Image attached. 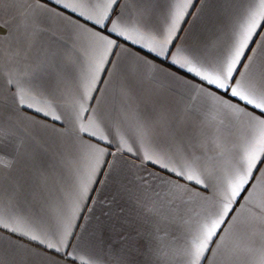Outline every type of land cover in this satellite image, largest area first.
Returning a JSON list of instances; mask_svg holds the SVG:
<instances>
[{
  "label": "snow or ice",
  "instance_id": "snow-or-ice-1",
  "mask_svg": "<svg viewBox=\"0 0 264 264\" xmlns=\"http://www.w3.org/2000/svg\"><path fill=\"white\" fill-rule=\"evenodd\" d=\"M142 2L0 0V264H129L77 231L124 172L146 264H264V0L197 43L205 0Z\"/></svg>",
  "mask_w": 264,
  "mask_h": 264
},
{
  "label": "crops",
  "instance_id": "crops-1",
  "mask_svg": "<svg viewBox=\"0 0 264 264\" xmlns=\"http://www.w3.org/2000/svg\"><path fill=\"white\" fill-rule=\"evenodd\" d=\"M170 0H143L138 6L146 8L149 12H154L156 17H161L169 7ZM238 0H205L204 6L198 16L189 17L186 27L188 31L184 33L185 39L189 42H202L213 37V34L227 21L230 10L238 7ZM137 95L143 98V94L137 90ZM111 103V95L108 97ZM8 115L5 114L7 120ZM15 119V117H13ZM36 143L32 145V150L36 160L44 167L51 168L57 156V143L54 134L50 130L35 127L32 131ZM57 175H61L57 170ZM62 188H71V176L67 171L62 173ZM125 187L128 191H125ZM133 194L136 193L135 185L132 183V176L127 172L115 175L97 196L96 203L91 213L85 209L86 220L78 221L83 225V229H77L86 239L100 237L103 230V245L107 248L113 245L121 247L119 238L121 235L128 237L127 244L135 246L129 254V264H146V250L143 243L137 244L135 241L136 231L140 227L135 218L139 212Z\"/></svg>",
  "mask_w": 264,
  "mask_h": 264
}]
</instances>
